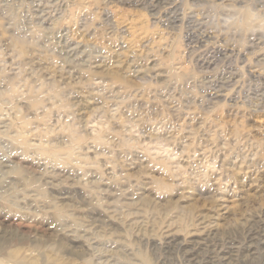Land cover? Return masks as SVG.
Here are the masks:
<instances>
[{
  "label": "rangeland",
  "instance_id": "1",
  "mask_svg": "<svg viewBox=\"0 0 264 264\" xmlns=\"http://www.w3.org/2000/svg\"><path fill=\"white\" fill-rule=\"evenodd\" d=\"M0 264H264V0H0Z\"/></svg>",
  "mask_w": 264,
  "mask_h": 264
}]
</instances>
